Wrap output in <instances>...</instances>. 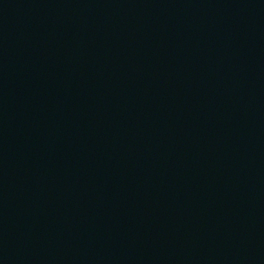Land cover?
<instances>
[{
  "label": "water",
  "instance_id": "1",
  "mask_svg": "<svg viewBox=\"0 0 264 264\" xmlns=\"http://www.w3.org/2000/svg\"><path fill=\"white\" fill-rule=\"evenodd\" d=\"M0 264H264V0H0Z\"/></svg>",
  "mask_w": 264,
  "mask_h": 264
}]
</instances>
